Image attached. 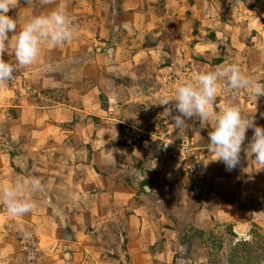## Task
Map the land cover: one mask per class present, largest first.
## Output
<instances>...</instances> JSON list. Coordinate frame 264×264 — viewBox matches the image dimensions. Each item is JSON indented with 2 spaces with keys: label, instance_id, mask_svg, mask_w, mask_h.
Here are the masks:
<instances>
[{
  "label": "rangeland",
  "instance_id": "1",
  "mask_svg": "<svg viewBox=\"0 0 264 264\" xmlns=\"http://www.w3.org/2000/svg\"><path fill=\"white\" fill-rule=\"evenodd\" d=\"M115 1L14 0L8 13L18 18L20 31L32 17L63 7L76 33L70 42L45 46L37 62L20 67L0 85V186L37 177L45 188L34 196L38 207L23 216L11 217L0 201V264H264V169L250 170L244 181L220 174V182L211 184L203 177L208 172L204 161L211 154L210 125L192 117L177 129L176 101L160 104L182 80L242 63L249 54L251 63L264 68L261 49L257 51L264 33L252 29L264 26V0H205L202 15L194 17L191 3L200 0H154L157 15L151 10L140 21L146 27L139 36L131 30L110 33L107 23L131 26L111 15L115 8L108 5ZM208 15L220 20L218 26L237 29L233 34L221 27L199 31L198 26H215L204 22ZM152 30L154 40L166 39V52L158 51L161 44L145 48ZM3 59L15 63L7 53ZM82 65L88 78L81 73ZM106 78L109 88L119 86L120 94L102 92ZM245 92L233 96L221 91L215 104L228 106L239 98L248 117L247 106L264 100L253 88ZM75 103L84 104L86 115L61 121V110L55 109ZM95 128L100 137L108 136L103 146H111V157H99L103 162L114 158L112 169L90 162L92 153L103 149L90 139L98 133ZM249 129L245 149L253 136ZM186 139L188 150L183 148ZM242 154L247 157L246 151ZM192 161H200L199 171L187 167ZM103 169L125 190L114 193L109 184L99 185L95 178L104 176ZM147 174L160 178L156 184H167L168 201L161 198L162 191L155 193L157 200L147 191L153 184ZM134 215L155 229L159 219L158 232L148 240L129 233L121 221L134 220L136 232Z\"/></svg>",
  "mask_w": 264,
  "mask_h": 264
},
{
  "label": "clouds",
  "instance_id": "2",
  "mask_svg": "<svg viewBox=\"0 0 264 264\" xmlns=\"http://www.w3.org/2000/svg\"><path fill=\"white\" fill-rule=\"evenodd\" d=\"M14 7V0H0V85L13 79L20 67L37 62L45 46L51 48L70 42L76 33L73 19L63 7L32 17L17 31L18 18L8 14ZM10 33H13L11 37ZM5 53L14 56L15 63L5 61ZM253 83L252 77L233 62L182 80L176 85L174 94L162 97L160 104L176 101L175 108L180 115L174 116L173 121L177 129L192 117H198L201 125H210L207 150L215 155L211 161H222L228 171L240 163L246 131L251 128L253 136L245 151L249 157L254 155L253 160L261 170L264 169V127L256 125L253 116H245L237 104H215L221 91L235 96L239 90H250ZM44 191L37 177L17 179L0 186V201L11 217H19L38 207L34 196Z\"/></svg>",
  "mask_w": 264,
  "mask_h": 264
},
{
  "label": "crops",
  "instance_id": "3",
  "mask_svg": "<svg viewBox=\"0 0 264 264\" xmlns=\"http://www.w3.org/2000/svg\"><path fill=\"white\" fill-rule=\"evenodd\" d=\"M204 1L205 0H200V1H197V2H194V3H191V5H192L191 7H194L193 10H192L193 17H194V15H198V16H201L202 15V13H203V11H202L203 10L202 3ZM153 2H154V0H116L114 3L111 2L108 5V7L111 6V8H113V10L115 8V13H112L111 15L113 16V15L117 14L118 17H123L122 19H124V18L127 19L130 22V25L131 26H123V25L121 26V25H117V24L110 25L109 23H107L108 25H106V26H109L111 28L110 33L111 34H118V33H121V32L124 33L125 31L131 30L133 33H135L137 36H139V34L142 33L141 30L143 29V27H146V26H140V24H139L140 21L142 19H144V17H146L151 12V10L154 13V10H153V8H154L153 4L154 3ZM142 4H144V7H147L146 9H149V11L144 12L143 6L141 7ZM205 4H203V5H205ZM184 5H182L183 7L182 6L181 7L182 8H185ZM168 13H169V11H168ZM168 13H167V15H170V13L169 14ZM196 13H198V14H196ZM155 15H157V14H155ZM104 17H105V21L110 20V18L108 17V15H105L104 14ZM164 17H165L164 15H162V17H161V19H164L163 20V23L166 26H170V24L169 25L166 24L167 23V18H164ZM208 17L210 19L207 18V17H205V16H203L204 22H208L209 21V22L213 23L215 26H198L197 29L199 31H203L204 29L206 30V29H208L210 27H213V28L221 27V28H224L226 30H229L230 33L233 34V32L231 30L237 29V28H235L234 25H228V24L225 25V26H222L220 24V26H218L219 23H220V20H218V19L216 20V19H214L213 16H210V15H208ZM157 18H159V16H157ZM197 18H201V17H197ZM141 27H142V29H141ZM248 27L249 26H241L239 29L243 30L244 28L247 29ZM162 29H163V27L161 26V30ZM252 29H257L261 34L264 33V26H256V27L253 26ZM153 31L154 30H152L151 32H149L146 35V37H145L146 38L145 48L146 49L147 48L148 49H153V48H156L157 46H159L161 44V45H163L162 46L163 48L161 50H158V51L159 52H166V49H164V45H165L166 39L154 40L153 37H152V32ZM196 37H197V39L200 38L199 35H197ZM155 41L157 43H155ZM205 41H208L210 43L211 42H213V43L215 42L214 39H211V38H207V39H205ZM200 42H201L200 40L194 42V46H196ZM227 44H228V41L227 42L225 41V44L224 45H227ZM232 44H233V42H232ZM225 48H226V50H225L226 52L229 51L227 49V47H225ZM229 48L231 49L230 46H229ZM260 49H261V52H262V58H264V42H263V45L261 44L260 47L257 48V51L259 52ZM88 55L91 56L90 53H88ZM89 56L88 57H86V56H84V57L83 56H80V58H82V61H90ZM252 58H254V57L249 54L248 56H246L244 62L238 63V64L241 65L240 67L243 70H246L247 69V71H245V72L247 74H249L252 77L253 80H256V82L253 81L254 83H253V87L252 88L257 93L256 97H259L260 96L264 100V70H263L264 68H261V67L257 66L256 63H254V62L251 63V61L253 60ZM132 62H133V60H132ZM88 67H89V65L87 64V69H88ZM87 69H86L85 66H83L81 68V73L84 74L85 71H87ZM77 70H79V69H77ZM84 75H85V77H87L86 74H84ZM259 75H261V76H259ZM118 77H121V76H118ZM117 82H118V79H117ZM101 88H102V92L105 93V94L108 93V94L114 96L115 93L117 92V90H118L117 93L120 94V92H119V90H120L119 86H118V88L117 87H115V88H109V83H108V79L107 78L104 81V86H101ZM247 90L248 89H244V92L247 91ZM243 94L245 96H247L246 95L247 92H245ZM82 99L84 100L85 103H88V100H87L88 97H84L83 96ZM116 99H117V97L114 98V101ZM241 100L244 101V99H241ZM232 104H237V105L240 106L241 110H244L243 109L244 106L241 105L242 104L241 102H239V98L235 102H233ZM83 105L84 104H81V106H83ZM81 106L79 104H76V103L74 105L73 104H71V105H68V104L66 105L65 104L63 106L60 105V107H57V109H55V111H57L59 109L61 110V115L59 116V118L61 119V121H70V120H73L75 118L77 119V117H79V116L81 117V116H85L86 115V114L83 113L84 112V109H82L83 107H81ZM247 107L249 109V111L247 112L248 115H249L248 117L250 118V117L253 116L254 117V120H255V124L258 125V126L264 127V102L261 101L260 104L258 102H254L250 106V108H249V106H247ZM244 112L246 113V110H244ZM96 114H99V113H96ZM76 124H78V123H76ZM95 130L98 132V133L95 134L96 137L90 138V139H92L93 141L94 140L97 141V145L99 147H102L103 149H102V151H97L96 150L94 153H92L90 162L92 163V166L96 165V166H98V168H101V167L105 166L106 164H107L106 166H108V168H110L111 167V164H115L116 163L115 159L113 158L112 161L107 160V161L103 162V161H101V159L99 157L100 154H102L104 157L105 156L106 157H111V150H110V147L111 146H107V145L105 147L103 146L104 145V140H105L106 137L108 138V136L100 137L99 131L96 128H95ZM246 134H249V135L252 134L251 131H250V129L246 131ZM88 138H89V136H88ZM104 149H105V153L103 152ZM245 150L246 149L242 147V150H241V153H240V157H241V160L242 161H240V163L236 166V168H234L231 171L226 170L225 165H224V163L222 161H218V160L211 161L212 159L215 158V155L213 153H211L209 155V158H207V160L204 161L205 165L208 167V172L203 177L210 179L211 180L210 181L211 184H213V182L215 184H218L220 182V179H219L220 174L221 175H224L222 177H225V175H228V176L231 177V179H234V180L237 179V180L244 181L245 180L244 177L246 176L247 172L249 173L250 170L258 171V169H259V168H255L256 163L253 160L254 159L253 156L251 158L248 155H247V157L246 156H243L242 153H244ZM208 163L210 165H207ZM110 169H112V168H110ZM107 170H109V169H107ZM102 171H105V170L103 169ZM108 173H107V171H105L104 174H103L104 176L97 175L98 178H95V177H93V178H95V181L97 183H99V185L102 184L103 186H106V185L109 184L110 185V188H111L110 192H114L115 193L116 190H119V191L125 190L124 187L120 183H116V180L110 179L111 177H109V178L106 177V176H109L110 173L109 174ZM254 173L255 172H252V173L250 172V176H253ZM145 177H148L146 179H149L150 182H153L152 188L149 189V190H151V196H153L154 199L157 200V199H159V197L157 198V196L155 195V193L157 192L159 194L160 191H162L161 193H164V194H163V196H161V198L164 199V202L168 201L169 200V195L171 193L169 191L170 188H169V190L167 188V184L164 185V186H161L159 184H156V181L157 180L159 181L160 178H153V177L150 176V174H147V176H145ZM223 181H225V180H223ZM112 182H114V183H112ZM149 190H147V191H149ZM109 195L111 196V194H109ZM154 211H155V209H154ZM134 216L136 217V219L138 221V229L136 230V232H134L135 231L134 229H136L133 226L134 220L133 221L132 220L121 221L122 222V225L124 226L125 229L128 230L129 233L134 234L136 236L137 235H140V238H143V239L148 240V239H151L152 232L153 233L154 232H158L156 229H157V227L159 225H161L159 219L157 221H155V224H157V227L155 226L156 227V229H155L154 226L153 227L150 226L149 223L146 224L145 219H143V218H140L139 219V218H137L136 215H134ZM165 225L167 226V228L169 230H172V226H171V224L169 222H167Z\"/></svg>",
  "mask_w": 264,
  "mask_h": 264
},
{
  "label": "built area",
  "instance_id": "4",
  "mask_svg": "<svg viewBox=\"0 0 264 264\" xmlns=\"http://www.w3.org/2000/svg\"><path fill=\"white\" fill-rule=\"evenodd\" d=\"M183 148L185 150H188V148H189V141L187 139L184 140ZM187 167L189 169H191L193 172L197 171V170L199 171L201 168V163H200V161H192L191 164H187Z\"/></svg>",
  "mask_w": 264,
  "mask_h": 264
},
{
  "label": "water",
  "instance_id": "5",
  "mask_svg": "<svg viewBox=\"0 0 264 264\" xmlns=\"http://www.w3.org/2000/svg\"><path fill=\"white\" fill-rule=\"evenodd\" d=\"M147 188L150 189L149 186H147ZM147 188H146V189H147ZM148 189H147V190H148ZM243 229H244V225H241V229H240V230H243Z\"/></svg>",
  "mask_w": 264,
  "mask_h": 264
},
{
  "label": "bare ground",
  "instance_id": "6",
  "mask_svg": "<svg viewBox=\"0 0 264 264\" xmlns=\"http://www.w3.org/2000/svg\"><path fill=\"white\" fill-rule=\"evenodd\" d=\"M240 227V229H241V226H239Z\"/></svg>",
  "mask_w": 264,
  "mask_h": 264
}]
</instances>
